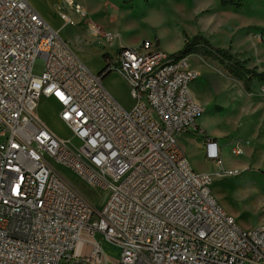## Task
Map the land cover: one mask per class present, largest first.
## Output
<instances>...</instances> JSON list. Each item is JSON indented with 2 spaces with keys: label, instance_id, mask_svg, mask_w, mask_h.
<instances>
[{
  "label": "built area",
  "instance_id": "2783aa9c",
  "mask_svg": "<svg viewBox=\"0 0 264 264\" xmlns=\"http://www.w3.org/2000/svg\"><path fill=\"white\" fill-rule=\"evenodd\" d=\"M105 57V75L118 73L129 87L130 110L27 0H0V264H72L82 243L103 254L97 236L117 247L118 264H264V226L242 230L214 197L212 177L197 173L179 144L203 113L190 92L201 74L189 56L145 41ZM42 97L59 105L72 138H58L37 117ZM231 146L243 155L242 141ZM221 150L205 141L217 167ZM51 161L101 188L102 207Z\"/></svg>",
  "mask_w": 264,
  "mask_h": 264
},
{
  "label": "rangeland",
  "instance_id": "374dc122",
  "mask_svg": "<svg viewBox=\"0 0 264 264\" xmlns=\"http://www.w3.org/2000/svg\"><path fill=\"white\" fill-rule=\"evenodd\" d=\"M74 1L86 11L85 17L76 14L65 0H30V3L42 11L50 26L72 46L92 73L104 69L103 54L115 57L120 47L139 48L150 41L160 52L175 55L183 49L186 36L196 35L215 47L230 50L246 67L264 73V0H242L240 7H222L218 0H134L131 4L122 0ZM61 14L72 23L64 25ZM91 24L98 27L99 36L92 31ZM106 35L114 39L108 41ZM189 62L201 74L190 86V92L201 102L203 113L184 140L187 159L197 173L212 177L214 197L242 230L258 229L264 226V78L254 79L250 98L242 101L235 91L241 83L217 60L196 52L189 55ZM103 85L123 108L131 109L134 102L122 76L111 73L103 79ZM217 97L220 102H213ZM59 111L52 99L42 97L35 114L58 138H72L71 131L60 120ZM199 126L210 133H226L223 135L226 140L218 142L222 149L221 167L205 157V144L195 137L202 134L200 129L196 130ZM236 141L245 146L240 157L232 154L231 143ZM179 144L182 146L180 141ZM247 149H252L249 156ZM245 163L247 168L242 167ZM51 164L94 207H102L105 192L101 188L86 183L67 167L53 161ZM234 170L239 171L237 176L219 179V172ZM97 241L103 254L96 256L89 252L90 257L79 258L75 264H118L117 247L100 236Z\"/></svg>",
  "mask_w": 264,
  "mask_h": 264
},
{
  "label": "trees",
  "instance_id": "16d2710c",
  "mask_svg": "<svg viewBox=\"0 0 264 264\" xmlns=\"http://www.w3.org/2000/svg\"><path fill=\"white\" fill-rule=\"evenodd\" d=\"M133 1L134 0H122L124 4H131ZM218 1L222 7L242 6V0ZM196 52H200L207 58L217 60L219 64L228 72V74L242 83L246 92L251 91V84L254 79L264 78V73H259L256 68L250 69L246 67L245 62L238 59L237 55L232 54L230 50L213 46L209 40L201 35H196L192 38L186 36V42L183 49L177 52L174 56L187 57L191 54H195ZM110 74L111 72L106 75L104 74V78Z\"/></svg>",
  "mask_w": 264,
  "mask_h": 264
},
{
  "label": "crops",
  "instance_id": "0c3cea01",
  "mask_svg": "<svg viewBox=\"0 0 264 264\" xmlns=\"http://www.w3.org/2000/svg\"><path fill=\"white\" fill-rule=\"evenodd\" d=\"M29 3H30V0H27ZM31 5H32V3H30ZM33 6V5H32ZM34 7V6H33ZM34 9L38 12V14L49 24V22L45 19V16L43 15V13H42V11L41 10H38V8H36V7H34ZM50 25V24H49ZM52 27V26H51ZM53 28V27H52ZM54 29V28H53ZM55 30V29H54ZM57 31V30H56ZM104 55V58L106 59V57L105 56H110L109 54H103ZM195 69V68H194ZM116 74H118V73H116ZM120 74H118V76H119ZM121 76V75H120ZM241 82L239 81V84H240ZM194 84H195V82H194ZM193 86V83L191 84V87ZM236 92H237V96H238V100H242V101H245L247 98H250V95H251V91L250 92H246L245 90H244V88H243V86H242V83L240 84V86L238 87V89L237 90H235ZM230 92H234V91H230ZM228 93V92H227ZM220 94H221V92H220ZM221 96V95H220ZM220 96H218V97H220ZM216 98V99H214L213 100V102H215V103H219L220 101L219 100H221L220 98ZM222 98V97H221ZM228 99V98H227ZM53 100V99H52ZM197 103H199L200 105H201V102L199 101V100H197V99H194ZM229 101H231V99H228ZM54 101V100H53ZM55 102V101H54ZM207 102H211L210 100L209 101H207ZM56 103V102H55ZM56 105L59 107V105L56 103ZM210 106H212V104L211 105H209L208 107L210 108ZM59 110H60V107H59ZM200 128H198V129H200V131H199V133L200 132H202V134H199L200 136H195V137H197V138H199V140H200V142L204 145L205 144V141L207 140V139H210L209 137L210 136H213V137H215L214 138V140H216L217 142H220V143H222L224 140H226V139H223V135H225L226 133H217V132H215V133H210V132H207L205 129H203L201 126H199ZM188 132H189V130L187 131V132H185V133H181L179 136H178V141H180L181 142V144H182V149L184 150V152H185V146H183L184 145V140H185V138H186V136H189L188 135ZM210 135V136H209ZM231 145H232V143H231ZM246 152L248 153V156H249V154H251L252 153V149H247L246 150ZM185 154H186V152H185ZM186 157H187V155H186ZM247 164L245 163V164H243L242 165V167L243 168H247V166H246ZM238 171V170H237ZM239 172V171H238ZM92 246H90V245H88V244H86V243H82L80 246H79V248H78V250H77V252H76V254H75V260H74V262L72 263V264H75L76 262H78V259L79 258H83V257H90V255H93L92 254ZM91 254H90V253ZM90 254V255H89Z\"/></svg>",
  "mask_w": 264,
  "mask_h": 264
},
{
  "label": "flooded vegetation",
  "instance_id": "af4514ba",
  "mask_svg": "<svg viewBox=\"0 0 264 264\" xmlns=\"http://www.w3.org/2000/svg\"><path fill=\"white\" fill-rule=\"evenodd\" d=\"M105 63V62H104ZM106 73V71L104 70V71H102V75H104Z\"/></svg>",
  "mask_w": 264,
  "mask_h": 264
},
{
  "label": "water",
  "instance_id": "95a60500",
  "mask_svg": "<svg viewBox=\"0 0 264 264\" xmlns=\"http://www.w3.org/2000/svg\"><path fill=\"white\" fill-rule=\"evenodd\" d=\"M101 73H102V71H101V72H99V73H98V75H99V74H101ZM108 73H109V72H108ZM108 73H107V74H108ZM102 79H104V76L102 77Z\"/></svg>",
  "mask_w": 264,
  "mask_h": 264
},
{
  "label": "bare ground",
  "instance_id": "6f19581e",
  "mask_svg": "<svg viewBox=\"0 0 264 264\" xmlns=\"http://www.w3.org/2000/svg\"><path fill=\"white\" fill-rule=\"evenodd\" d=\"M60 35V34H59Z\"/></svg>",
  "mask_w": 264,
  "mask_h": 264
}]
</instances>
